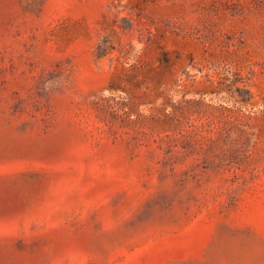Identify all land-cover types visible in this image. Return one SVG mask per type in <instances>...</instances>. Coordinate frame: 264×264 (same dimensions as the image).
<instances>
[{
  "label": "rangeland",
  "instance_id": "obj_1",
  "mask_svg": "<svg viewBox=\"0 0 264 264\" xmlns=\"http://www.w3.org/2000/svg\"><path fill=\"white\" fill-rule=\"evenodd\" d=\"M0 264H264V0H0Z\"/></svg>",
  "mask_w": 264,
  "mask_h": 264
}]
</instances>
